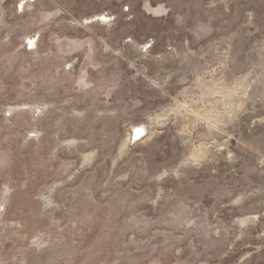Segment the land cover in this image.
I'll return each mask as SVG.
<instances>
[{
    "label": "rangeland",
    "instance_id": "rangeland-1",
    "mask_svg": "<svg viewBox=\"0 0 264 264\" xmlns=\"http://www.w3.org/2000/svg\"><path fill=\"white\" fill-rule=\"evenodd\" d=\"M0 264H264V0H0Z\"/></svg>",
    "mask_w": 264,
    "mask_h": 264
},
{
    "label": "built area",
    "instance_id": "built-area-1",
    "mask_svg": "<svg viewBox=\"0 0 264 264\" xmlns=\"http://www.w3.org/2000/svg\"><path fill=\"white\" fill-rule=\"evenodd\" d=\"M136 137H137V135H136Z\"/></svg>",
    "mask_w": 264,
    "mask_h": 264
}]
</instances>
